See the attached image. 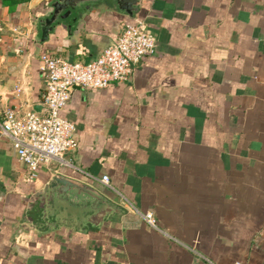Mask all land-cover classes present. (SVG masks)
I'll return each mask as SVG.
<instances>
[{"label":"crops","instance_id":"0c3cea01","mask_svg":"<svg viewBox=\"0 0 264 264\" xmlns=\"http://www.w3.org/2000/svg\"><path fill=\"white\" fill-rule=\"evenodd\" d=\"M50 1L0 3L3 107L39 111L41 53L89 61L136 21L155 50L125 80L73 88L59 113L72 167L29 178L0 139V264H264V0H139L132 18L97 0L41 42ZM51 171L115 210L96 225L41 220L27 200Z\"/></svg>","mask_w":264,"mask_h":264},{"label":"built area","instance_id":"2783aa9c","mask_svg":"<svg viewBox=\"0 0 264 264\" xmlns=\"http://www.w3.org/2000/svg\"><path fill=\"white\" fill-rule=\"evenodd\" d=\"M154 50V36L143 28L141 21H136L123 23L115 39L89 61H69L49 53L39 55L44 83L39 111L28 109L18 113L0 103V139L8 141L29 178L36 176L39 167L52 162L72 167L64 154L76 147L74 126L59 113L73 88L104 89L125 80L133 66ZM99 180L108 184L106 175H101ZM142 216L154 226L151 213L145 212Z\"/></svg>","mask_w":264,"mask_h":264},{"label":"water","instance_id":"95a60500","mask_svg":"<svg viewBox=\"0 0 264 264\" xmlns=\"http://www.w3.org/2000/svg\"><path fill=\"white\" fill-rule=\"evenodd\" d=\"M97 0H51L48 12L37 19L39 41L47 39L57 26H67V20L75 8H87ZM139 0H112V6L132 18L137 11ZM72 21L75 17L70 18ZM28 208L38 210L41 220L51 218L53 222L81 218L91 224H98L115 205L89 184L60 172L51 171L41 186L32 190L28 196ZM84 214V216L82 215Z\"/></svg>","mask_w":264,"mask_h":264},{"label":"trees","instance_id":"16d2710c","mask_svg":"<svg viewBox=\"0 0 264 264\" xmlns=\"http://www.w3.org/2000/svg\"><path fill=\"white\" fill-rule=\"evenodd\" d=\"M25 0H1V5H5V6H8L9 10L11 8L12 5H15V4H18V3H21ZM128 23H132V22H128Z\"/></svg>","mask_w":264,"mask_h":264},{"label":"flooded vegetation","instance_id":"af4514ba","mask_svg":"<svg viewBox=\"0 0 264 264\" xmlns=\"http://www.w3.org/2000/svg\"><path fill=\"white\" fill-rule=\"evenodd\" d=\"M41 16V15H40ZM43 17V16H42ZM38 27H39V23H37Z\"/></svg>","mask_w":264,"mask_h":264}]
</instances>
